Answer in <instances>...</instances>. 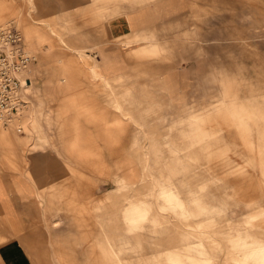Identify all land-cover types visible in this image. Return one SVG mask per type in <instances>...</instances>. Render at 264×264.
Returning a JSON list of instances; mask_svg holds the SVG:
<instances>
[{
    "label": "rangeland",
    "instance_id": "rangeland-1",
    "mask_svg": "<svg viewBox=\"0 0 264 264\" xmlns=\"http://www.w3.org/2000/svg\"><path fill=\"white\" fill-rule=\"evenodd\" d=\"M158 1L0 0L35 57L0 128V249L24 264H264V0H184L112 41L117 71L106 23Z\"/></svg>",
    "mask_w": 264,
    "mask_h": 264
},
{
    "label": "crops",
    "instance_id": "crops-1",
    "mask_svg": "<svg viewBox=\"0 0 264 264\" xmlns=\"http://www.w3.org/2000/svg\"><path fill=\"white\" fill-rule=\"evenodd\" d=\"M183 2L184 0H159L154 4L129 11L127 14L114 16L113 19H110L106 23L104 29L106 42L101 43L102 50L104 51V55L116 58L117 71H125L128 67L127 57H125L128 48H123L117 42L112 41L115 38L130 34L133 30H141L151 25H155V30L160 32L162 24H175L180 14L184 12L185 7L183 6ZM67 3L68 6L70 5V10H84L92 2L90 0H67ZM158 37L161 39L163 32L158 33ZM172 79L173 75L168 78L169 84L173 82ZM14 206L16 208L15 204ZM15 245L12 242L4 251L0 249V264H24L22 256H18L20 252L16 251L18 246Z\"/></svg>",
    "mask_w": 264,
    "mask_h": 264
},
{
    "label": "built area",
    "instance_id": "built-area-1",
    "mask_svg": "<svg viewBox=\"0 0 264 264\" xmlns=\"http://www.w3.org/2000/svg\"><path fill=\"white\" fill-rule=\"evenodd\" d=\"M34 58L25 49L20 29L13 23L0 27V123L10 121L27 105L20 73Z\"/></svg>",
    "mask_w": 264,
    "mask_h": 264
},
{
    "label": "bare ground",
    "instance_id": "bare-ground-1",
    "mask_svg": "<svg viewBox=\"0 0 264 264\" xmlns=\"http://www.w3.org/2000/svg\"><path fill=\"white\" fill-rule=\"evenodd\" d=\"M8 23H9V22H8ZM8 23H2V24L0 25V27L5 26V25H7ZM20 31H21V30H20ZM27 70H28V67H26V69H23L22 72L20 73V80H21V84H22L21 93H23V88H24V86H25V85L22 83V79H21V78H22L23 73H24L25 71H27ZM22 112H23V108L20 110L19 113H16L10 121H8V122H6V123H4V124L0 123V128L7 127V126H5V125H6V124H10L11 122H14V120H17V122L15 121V123L19 126L18 128H20V126L22 125V120H21V117L19 118V116H20V114H21ZM16 124L13 123V126L16 125ZM9 126H12V125H9Z\"/></svg>",
    "mask_w": 264,
    "mask_h": 264
}]
</instances>
